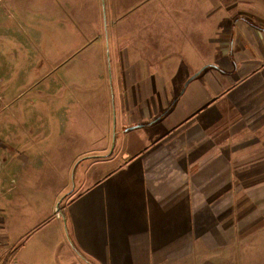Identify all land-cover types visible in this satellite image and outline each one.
<instances>
[{"label":"crops","instance_id":"crops-1","mask_svg":"<svg viewBox=\"0 0 264 264\" xmlns=\"http://www.w3.org/2000/svg\"><path fill=\"white\" fill-rule=\"evenodd\" d=\"M89 34L94 76L37 95L55 138L0 142V264H264V0H0L34 80Z\"/></svg>","mask_w":264,"mask_h":264},{"label":"rangeland","instance_id":"rangeland-1","mask_svg":"<svg viewBox=\"0 0 264 264\" xmlns=\"http://www.w3.org/2000/svg\"><path fill=\"white\" fill-rule=\"evenodd\" d=\"M83 7L84 6H82L81 8ZM77 37L80 39V36ZM77 37L74 36L75 39H77ZM120 37H122V40L127 41L125 36ZM113 38H118L117 34L114 35ZM81 40V42L83 43L81 44V46H66L65 50H63L62 46L61 49L57 48L55 62H57L58 59L61 61L64 59V57H70L71 68L63 67L61 69H57L55 70V73H51V76H45L40 80H34V77L30 71V67L32 64L31 46H21L20 49L15 48V53L18 55L17 60L15 61H12L11 55L10 58V52L7 57L5 56L4 66L1 67H3V71H6V78L2 79L0 77V90H2V92L0 91V142L4 143L6 147H11V145H15V147H17L16 144H18V142H30L33 138H55V133L48 132L49 130L40 132L37 131V124L39 122V119L44 120L45 124L43 125L48 126L50 129H52L62 123L64 116L61 115V118H58L59 116H55L56 118H51V116L48 115V112H46L48 110V105H44L42 108L38 109L40 107V105H38L37 99L38 93H48V91L51 89L56 92H65V94L68 91L73 92L72 90L76 89L75 85H78L76 81L74 82V79L77 77V75L80 74V71L83 69L84 64L87 62L89 78H92L94 76L95 70L90 71L89 67L93 63L97 64L99 60L101 61L104 57L105 50L107 53V49L110 47L107 44H105V46H96V41L99 40L98 35H82ZM108 41L110 42V36ZM18 51L20 55H23V53H25V55H23V58L22 56H19ZM69 53H71L70 56ZM63 73L66 75L63 76ZM36 78H38V76ZM53 79L55 80L54 84H52L51 82ZM62 80H65V82L60 83ZM71 80H73V82L70 83L69 81ZM89 83L91 86H93V88L94 85H96L94 79H92V81H90L89 79ZM49 87H51V89H49ZM87 103L94 107L95 99L93 97H90V99H87L81 104ZM4 105H7V107L5 108ZM43 109L46 110L43 111ZM65 109L60 110L61 113L63 112V110L65 111ZM257 119L255 120L249 118V122H252V125L261 123V120ZM35 128L36 130H34ZM17 150H19V148H17ZM0 157L2 160L3 158H5L4 151L0 150ZM87 161L88 160L81 163L82 167L89 166V163H86ZM78 166L80 167V164ZM74 175L75 173L73 172V176L71 179V183L73 186L75 182ZM13 178L16 177L12 176L11 178V176H5L4 178H2L3 185H1V193L3 192V195H6L7 197L12 199L10 202H4V204L7 209L9 208L12 219L15 220V209L17 208L15 206L21 187H19L17 190L15 189V179L13 182L14 185H11L12 183H10V180ZM17 182L21 185L20 181ZM11 186H13L12 190L10 192H6V187ZM2 213L3 211L1 210L0 206L1 218Z\"/></svg>","mask_w":264,"mask_h":264},{"label":"built area","instance_id":"built-area-1","mask_svg":"<svg viewBox=\"0 0 264 264\" xmlns=\"http://www.w3.org/2000/svg\"><path fill=\"white\" fill-rule=\"evenodd\" d=\"M0 162H1V159H0ZM1 244H2V240L0 239V246H1Z\"/></svg>","mask_w":264,"mask_h":264}]
</instances>
